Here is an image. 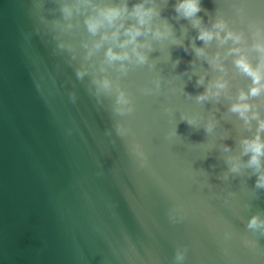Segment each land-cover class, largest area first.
Segmentation results:
<instances>
[{"label":"water","instance_id":"water-1","mask_svg":"<svg viewBox=\"0 0 264 264\" xmlns=\"http://www.w3.org/2000/svg\"><path fill=\"white\" fill-rule=\"evenodd\" d=\"M137 2L0 0V264H264V157L250 166L241 145L264 91L240 100L233 63H257L264 0H200L192 18L143 0L162 33L136 37L143 61L122 29L85 22Z\"/></svg>","mask_w":264,"mask_h":264},{"label":"clouds","instance_id":"clouds-1","mask_svg":"<svg viewBox=\"0 0 264 264\" xmlns=\"http://www.w3.org/2000/svg\"><path fill=\"white\" fill-rule=\"evenodd\" d=\"M174 10L178 12L185 18L195 17V14L200 11V0H176L174 5ZM134 18L135 23L129 24L127 27L124 26L123 18L125 17ZM152 9L146 8L144 6L143 0H138L137 3L132 5L131 11L127 10L126 4H105L102 7L97 8L96 15L86 18V26L90 32L95 33L99 27L103 26L105 23L109 26H113V31L111 33V38L115 40L116 36L120 34V29L123 30V34L126 36V39L120 41L121 46L132 43L133 52L136 53L137 58L143 61L144 56L139 52H136V37L142 35L148 31H152L153 35L160 36L162 33L159 29H151L149 27L150 19L152 16ZM216 27H222L223 25L219 22H216ZM217 36L220 39L224 37H219L218 33H213L207 28H201L197 31L196 39L201 41H208ZM225 37H231L234 40H238L239 37L233 35L231 32H226ZM102 39H107L108 37L102 34ZM96 46H99L98 43ZM257 52L259 53L257 63L253 65L249 59L238 54L233 60L236 68L243 72L250 78L251 84L248 88L247 93L240 92L239 99L243 100L245 96H255L259 95L264 91V43H257L254 45ZM195 51L198 54L202 53V49L196 48ZM233 52L238 53V49H232ZM106 55L111 58H120L121 55L127 56V53H115L111 48L106 49ZM223 82H215L216 88H222ZM209 94V89L206 88L204 92L197 95V99H204ZM250 105L247 103H233L230 105V110L238 113L241 117L248 120ZM253 118L257 119V133L252 137H245L241 141L242 152L248 154L247 163L250 166L260 167L261 166V157H264V140L260 138L259 132L264 130V119L257 117L255 112L251 113ZM190 122V121H189ZM257 187H264V173H260L257 176L256 181L254 182ZM259 221L256 217H251L249 219V225H256Z\"/></svg>","mask_w":264,"mask_h":264}]
</instances>
